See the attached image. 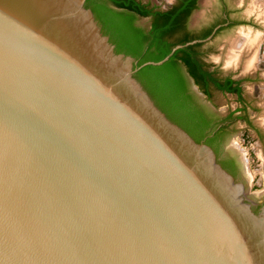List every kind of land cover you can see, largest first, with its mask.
<instances>
[{"label":"water","instance_id":"1","mask_svg":"<svg viewBox=\"0 0 264 264\" xmlns=\"http://www.w3.org/2000/svg\"><path fill=\"white\" fill-rule=\"evenodd\" d=\"M87 1L0 0V264H264V206L137 76L221 26L139 65Z\"/></svg>","mask_w":264,"mask_h":264},{"label":"trees","instance_id":"2","mask_svg":"<svg viewBox=\"0 0 264 264\" xmlns=\"http://www.w3.org/2000/svg\"><path fill=\"white\" fill-rule=\"evenodd\" d=\"M94 1L88 0L87 4L96 14L104 32L111 37L117 52L136 58L139 65L163 60L178 45L204 40L216 26L224 23L217 22L202 34H192L187 30L186 20L197 9V0H178L177 4L165 11L142 0H109L114 9L98 6ZM135 16L155 19L149 34L134 26ZM204 45L199 43L179 50L164 65L145 67L137 75L160 109L196 142L205 138L202 130L206 119L202 108L188 94L187 78L179 62L186 66L188 76L195 84L203 88L199 50ZM222 89L231 93L225 87Z\"/></svg>","mask_w":264,"mask_h":264},{"label":"flooded vegetation","instance_id":"3","mask_svg":"<svg viewBox=\"0 0 264 264\" xmlns=\"http://www.w3.org/2000/svg\"><path fill=\"white\" fill-rule=\"evenodd\" d=\"M142 1L145 4L157 7L159 10L165 11L168 9H162L151 2ZM201 1L202 0H197V9H195L186 20V25L188 26L187 30L192 32V34H202L217 22L224 21V23L214 28L208 37L214 33L216 28L221 26L216 31L213 38L205 42V45L199 50L201 52L200 67L202 70L200 80L203 88L196 85L195 81L188 76L187 68L183 62L180 61L179 63L187 78L188 94H190L202 108L204 118L206 119L205 128L202 130L205 138L201 142L205 143L214 151L219 164L237 180L244 175L246 166L242 158L235 151L229 149V137L236 133L239 127L242 126L246 129V132L253 134L259 142L264 144V130L258 127L253 120L258 108L255 101L247 92V85L254 82L255 79L254 77L240 75L231 70H225L221 65L213 63L210 59L216 52L215 42L222 34L240 26L251 25V27H253V23L252 21L248 22L238 17V11L232 8L229 0H218V8L213 14L212 19L199 28H193L191 21L195 13L200 9ZM178 2V0H174L170 7ZM94 3L98 6L101 5L114 9L113 4L109 0H95ZM140 20H146L147 24H140ZM154 22L155 19L153 17L142 18L135 16L133 24L149 34ZM193 85L198 88L203 98L194 90ZM224 87L230 90L231 93H226L223 89L220 90V88ZM220 99L227 101V109L224 112H220V108L217 104V101ZM229 100H231V102H229Z\"/></svg>","mask_w":264,"mask_h":264},{"label":"rangeland","instance_id":"4","mask_svg":"<svg viewBox=\"0 0 264 264\" xmlns=\"http://www.w3.org/2000/svg\"><path fill=\"white\" fill-rule=\"evenodd\" d=\"M151 2L162 9L169 8L174 0H144ZM233 9L238 11V17L246 21H252L253 27L240 26L220 36L215 42L216 52L211 56V61L221 65L225 70H231L240 75L254 77V82L247 85L249 96L255 101L258 108L253 120L255 124L264 130V2L257 0H229ZM255 4L259 10L252 12ZM258 6H257V5ZM218 8V0H202L200 9L192 18L193 28H199L212 19ZM259 12V13H258ZM140 24L146 25V20H140ZM243 36L251 39L257 38L255 46L245 48L239 59L232 61V53L235 43L243 42ZM245 37V38H246ZM240 39V42H238ZM231 102V100H229ZM220 112L226 111L227 101H217ZM248 137V138H247ZM229 149L235 151L245 162L246 170L243 176L237 179V183L244 186V198L254 205L257 212L264 206V144L242 126L228 139Z\"/></svg>","mask_w":264,"mask_h":264},{"label":"bare ground","instance_id":"5","mask_svg":"<svg viewBox=\"0 0 264 264\" xmlns=\"http://www.w3.org/2000/svg\"><path fill=\"white\" fill-rule=\"evenodd\" d=\"M258 1H260V0H257V3H259ZM261 1H262V3L264 2V0H261ZM251 10H252V12H256L259 9L254 4ZM243 37H244L243 38V40H244L243 42H241L240 44L239 43H237V44L235 43V45H234L235 49L233 50V53H232V61H236L237 59H239V56H240L241 52L243 50H245V48L249 49V48H252L253 46H255V44H256V42L258 40L257 38L251 39V38H249V36L248 37L243 36ZM238 42H240V39H239Z\"/></svg>","mask_w":264,"mask_h":264}]
</instances>
